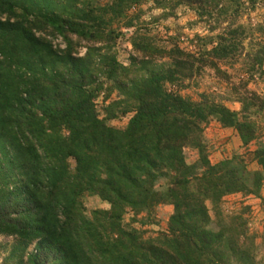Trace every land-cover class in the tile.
I'll list each match as a JSON object with an SVG mask.
<instances>
[{
    "label": "trees",
    "instance_id": "trees-1",
    "mask_svg": "<svg viewBox=\"0 0 264 264\" xmlns=\"http://www.w3.org/2000/svg\"><path fill=\"white\" fill-rule=\"evenodd\" d=\"M143 4L160 13L145 20ZM258 5L264 0H0V236L12 238L0 241V264H258L246 220L224 216L220 203L259 195L264 145L249 170L237 154L211 163L203 137L211 121L234 129L243 146L262 130L264 95L248 84L264 81V21L238 22ZM179 7L208 25L194 51L178 36L167 46L150 34V23ZM120 38L131 45L126 64ZM245 40L256 48L245 50ZM206 68L236 85L222 96L182 95ZM185 149L197 150L194 162ZM86 197L108 208L89 211ZM160 205L172 212L156 236L124 221L131 212L155 223Z\"/></svg>",
    "mask_w": 264,
    "mask_h": 264
},
{
    "label": "rangeland",
    "instance_id": "rangeland-1",
    "mask_svg": "<svg viewBox=\"0 0 264 264\" xmlns=\"http://www.w3.org/2000/svg\"><path fill=\"white\" fill-rule=\"evenodd\" d=\"M142 8L147 10L148 4H143ZM176 12L177 15L174 18L150 23L148 25L150 34L156 35L157 38L162 40L161 42L165 45L167 44V46H170V43H167L169 38L178 36V45L180 47L194 51L195 34H207L208 25L199 21L191 9L179 7ZM158 13H160V10H147V12L143 14V18L145 20H150L153 15ZM263 21V5H258L255 9L247 10L246 12L244 11L238 19L239 23L249 24L251 26ZM131 31L132 30L129 29L126 35H129ZM118 41L119 42L116 45L118 58L126 64L132 53L131 45L126 38H120ZM244 46L245 50L255 49L256 41L250 42L249 40H245ZM83 51L84 49L81 50V52ZM222 68L226 69L228 72H232L228 67L226 68L225 66H222ZM237 80L238 78L232 77L230 81H225L224 79L217 77L213 70L206 68L200 76L196 77V84L191 82L189 87L181 89L180 92L182 95L190 96L192 99H197L199 94L203 91H213L222 96L227 89L236 85ZM248 88L264 95V81H252L248 84ZM223 103L232 110H239L240 108L239 102L223 99ZM126 121L127 117L121 120H114L112 123L117 126H123ZM260 124L262 125V130L260 131L258 138L248 146H243L234 129L220 127L217 122L211 121L203 131V137L207 146L208 159L210 162L216 163L225 158H229L233 154H237L249 170L257 169L258 166L255 160H253L252 151L259 143L264 145V121H261ZM234 136H236V138ZM237 139L239 143H237ZM184 154L186 162L189 163L194 162L198 157L197 150L195 149H185ZM263 200L264 180L258 196L252 194L243 195L242 193H232L225 195L220 203L224 216L241 215V217L246 220L244 225L246 235L254 237V243L258 249V255L256 256L258 264H264V245L262 244V235L264 234ZM84 206L89 211L95 208H108V204L102 202L98 197H86L84 199ZM171 212V205H160L153 214L155 223L141 225L139 221L132 220L133 214L131 212H126L124 214V221L138 229L144 230V237L156 236L159 231H166L167 219ZM143 215L144 214L138 215V218ZM0 241L6 242L9 245L12 243V238L0 236ZM32 249L33 245H30L28 250ZM2 251H0V262L5 253Z\"/></svg>",
    "mask_w": 264,
    "mask_h": 264
},
{
    "label": "crops",
    "instance_id": "crops-1",
    "mask_svg": "<svg viewBox=\"0 0 264 264\" xmlns=\"http://www.w3.org/2000/svg\"><path fill=\"white\" fill-rule=\"evenodd\" d=\"M234 137L236 138V136H234ZM235 141H236V140H235ZM237 143H239V142H238V139H237Z\"/></svg>",
    "mask_w": 264,
    "mask_h": 264
}]
</instances>
